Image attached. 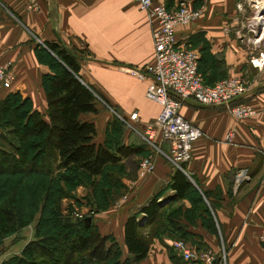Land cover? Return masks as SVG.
Listing matches in <instances>:
<instances>
[{"label":"crops","instance_id":"crops-1","mask_svg":"<svg viewBox=\"0 0 264 264\" xmlns=\"http://www.w3.org/2000/svg\"><path fill=\"white\" fill-rule=\"evenodd\" d=\"M154 1L174 9L181 0ZM185 1L200 14L176 28L178 45L198 51L205 82L230 75L242 78L247 90L236 101H246L256 111L236 119L222 105L186 99L180 113L202 131L184 164L191 186L178 196L171 186L175 168L157 154L154 171L136 180L129 207L110 205L91 214V221L102 234L114 237L123 260L128 253L124 241L128 215L136 213L139 221H145L146 214L139 209L156 197L160 217L146 224V232L154 227L147 254L127 264H188L176 254L174 239H183L198 251L218 252L224 247L227 264H264V247L258 240L264 224V68L253 64L264 55V38L255 40L258 34L246 28L253 14L250 0ZM48 42L66 48L79 65L81 81L122 115L137 111L141 126L158 115L161 105L145 95L149 78L140 79L130 71L143 68L154 55L151 22L135 0H0V60H10L14 72L12 83L0 90V99L19 92L45 113L42 80L50 68L37 54L48 49ZM81 116L94 121V140L105 143L110 110ZM124 140L141 144L128 133ZM240 167L247 168L248 177L237 183L234 176Z\"/></svg>","mask_w":264,"mask_h":264},{"label":"trees","instance_id":"trees-1","mask_svg":"<svg viewBox=\"0 0 264 264\" xmlns=\"http://www.w3.org/2000/svg\"><path fill=\"white\" fill-rule=\"evenodd\" d=\"M193 1L199 4L203 0ZM47 47L53 54L48 49L37 54L39 60L46 62L50 68V72L42 80L47 98L45 113L35 109L31 99L23 97L19 92H10L0 99V130L3 135L0 141V174H52L61 168H69L95 177L105 170H114L117 162L142 151L141 144L122 142L112 145L94 140L96 125L93 120L85 119L81 114L98 110L95 88L81 81L79 65L66 48L51 42L47 43ZM26 105L29 107L25 109ZM7 133L16 138L7 137ZM123 173L125 168L122 175ZM21 176L23 175L18 176L17 180L23 179ZM109 178L115 180L116 176ZM171 186L179 196L191 183L183 170L175 168ZM56 190L61 193V188ZM107 195L106 192V197ZM7 204L2 199L0 220L8 225L13 213ZM160 207L156 197H151L139 209L146 214L145 221H139L136 213L128 215L124 223V241L128 253L123 260L120 259L121 249L114 237L102 234L92 221L85 224L84 218L79 217V220L72 221L77 226L71 235L73 237L68 238L67 232H63L65 238L61 239L58 236L60 227L53 220L62 217L56 209L50 210L43 218L49 223L46 229L53 234L41 236L45 240L43 242L30 241L21 255L2 261L1 264H41L39 260L30 257L36 249L44 256L41 260L48 258L49 264H127L137 261L147 254L150 233L154 227L146 232V224L152 218L160 217ZM69 223L70 221L62 222L61 225L66 227Z\"/></svg>","mask_w":264,"mask_h":264},{"label":"built area","instance_id":"built-area-1","mask_svg":"<svg viewBox=\"0 0 264 264\" xmlns=\"http://www.w3.org/2000/svg\"><path fill=\"white\" fill-rule=\"evenodd\" d=\"M139 8L146 12L152 25L154 55L143 68H132V74L140 79L149 78L145 95L160 105L158 115L143 124L144 132L153 149L139 161L138 172L146 177L155 169V156L160 153L174 167L185 170L184 164L191 157L193 142L201 135V128L180 113L182 103L191 98L202 104L225 105L229 113L236 119L252 115L256 109L246 101H236L244 95L247 85L238 76H226L212 85L203 81L198 69L199 53L192 48H181L178 45L176 28L188 25L200 14L199 9L190 7L181 0L174 9L154 0H136ZM35 4L32 6L34 7ZM249 6L253 14L247 19L246 28L250 34H258L255 40L264 38V0H250ZM253 64L264 68V55L261 54ZM14 80L12 62L0 60V90ZM235 101V102H234ZM137 119V111L130 113ZM232 130L226 137L230 138ZM166 141L167 150L160 147ZM248 177L246 167H240L234 176L239 183ZM74 214L84 218L79 210ZM258 240L264 247V224L260 225ZM177 255L188 261V264H226V251L222 247L219 252L211 249L193 250L183 239L172 242Z\"/></svg>","mask_w":264,"mask_h":264},{"label":"rangeland","instance_id":"rangeland-1","mask_svg":"<svg viewBox=\"0 0 264 264\" xmlns=\"http://www.w3.org/2000/svg\"><path fill=\"white\" fill-rule=\"evenodd\" d=\"M96 93L98 92L96 91ZM96 93V103L100 102L101 106L94 113H103L107 110L112 113L107 125L105 142H109L112 145L122 142L133 144L126 143L128 141L124 140L125 134L128 133L139 140L135 143H141L143 150L117 162L114 170H105L100 176L95 177H89L81 171L69 168H61L52 172V174H22L18 172L11 175L0 174V205L2 199L6 200V203L8 202L7 207L13 213L10 224L8 223L7 225L5 221L1 223L0 220V264L2 261L21 255L25 245L30 241L40 240L43 242L45 240L41 236L53 234L52 231L49 232L46 229L49 227L47 220H43L50 210L58 209L60 211L59 216L62 217L59 220L57 218L53 220L57 227H60L58 230L59 234L57 232L58 236L64 239L63 232H67L68 238L73 237L71 235L77 228L75 223H72V221L80 219L74 214L75 210H79L84 214H90L92 211L93 214L110 205L129 207V203L132 201L131 193L136 187V180L145 178L141 177L138 172L139 161L149 151L154 150L153 145L146 137L144 126L139 125L137 119H132L130 115H122L123 113L118 107L111 105ZM100 97L104 100L103 102ZM26 107L28 108L29 106L26 105L25 109ZM222 107L227 109L226 106L222 105ZM129 127L136 130L133 131ZM136 132L140 135H137ZM1 133L0 130V141L3 139ZM6 136L16 138L10 133H7ZM165 144L167 142L163 141L160 147L166 151L167 145ZM118 166H121V168ZM124 168L125 173L122 175ZM20 175H23L21 176L23 179L17 180ZM114 175L116 176L115 180L109 178ZM56 188H61V193ZM106 192L109 195L107 197ZM44 221L45 223H41ZM66 221H70L68 226L61 225L62 222L66 223ZM72 224L73 227H70ZM30 257L31 259L39 260L41 264H49L50 261L48 258L45 261L41 260L44 256L40 255L39 249L32 252Z\"/></svg>","mask_w":264,"mask_h":264},{"label":"water","instance_id":"water-1","mask_svg":"<svg viewBox=\"0 0 264 264\" xmlns=\"http://www.w3.org/2000/svg\"><path fill=\"white\" fill-rule=\"evenodd\" d=\"M50 12H51V17H55L56 16L54 1H51ZM83 220H84L85 224H89L90 221H91V215H86Z\"/></svg>","mask_w":264,"mask_h":264}]
</instances>
